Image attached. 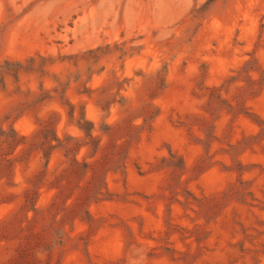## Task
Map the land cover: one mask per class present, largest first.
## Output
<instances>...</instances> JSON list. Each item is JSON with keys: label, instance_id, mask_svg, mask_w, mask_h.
<instances>
[{"label": "rangeland", "instance_id": "1", "mask_svg": "<svg viewBox=\"0 0 264 264\" xmlns=\"http://www.w3.org/2000/svg\"><path fill=\"white\" fill-rule=\"evenodd\" d=\"M0 264H264V0H0Z\"/></svg>", "mask_w": 264, "mask_h": 264}, {"label": "trees", "instance_id": "2", "mask_svg": "<svg viewBox=\"0 0 264 264\" xmlns=\"http://www.w3.org/2000/svg\"><path fill=\"white\" fill-rule=\"evenodd\" d=\"M15 145H17V143Z\"/></svg>", "mask_w": 264, "mask_h": 264}]
</instances>
